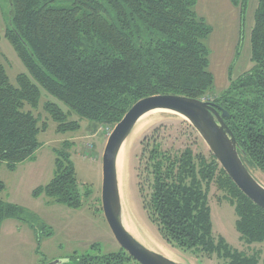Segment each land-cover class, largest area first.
I'll use <instances>...</instances> for the list:
<instances>
[{"label":"trees","instance_id":"1","mask_svg":"<svg viewBox=\"0 0 264 264\" xmlns=\"http://www.w3.org/2000/svg\"><path fill=\"white\" fill-rule=\"evenodd\" d=\"M6 1L5 35L28 72L18 74L14 85L0 63V230L6 219L28 223L40 247L42 230L34 223V213L1 197L6 189L1 166L15 170L20 162L35 160L41 147L38 136L48 127L46 122L40 126L26 105L39 108L41 88L46 90L56 101L48 100L43 107L57 122L56 131L65 133L82 126L71 114L114 127L148 96L203 99L215 84L206 43L213 27L196 11L198 0ZM230 1L244 20L249 0ZM251 49L253 68L213 101L228 111L225 122L246 165L264 173V0L255 11ZM188 126L180 145L164 143L160 128L142 142L137 185L143 208L174 248L216 255L227 264H264L257 254L247 255L214 234L209 203L213 185L235 205L236 227L247 244L264 242V209L237 187L210 150L198 148L195 129ZM55 152L54 177L35 188L33 196L81 208L91 192L81 191L67 153ZM98 245L61 264L138 263L123 248L103 253Z\"/></svg>","mask_w":264,"mask_h":264},{"label":"rangeland","instance_id":"2","mask_svg":"<svg viewBox=\"0 0 264 264\" xmlns=\"http://www.w3.org/2000/svg\"><path fill=\"white\" fill-rule=\"evenodd\" d=\"M258 3L259 0L248 1L244 20L242 18L240 20V53L232 63L235 37L233 16L236 13L238 16L239 10L231 3H229L230 6L225 4L223 0H198L196 11L205 16L207 22L213 27L206 43L210 48V70L215 76V84L213 91L203 100L213 101L214 97L231 86L232 81L253 68L251 26H254ZM8 12V1L0 0V63L6 67L12 83L17 85V75L28 71L13 44L5 35ZM41 90L40 107L33 109L28 104L25 107V110H32L39 118L40 126L44 122L48 126L38 136L41 147L36 151V159L20 162L15 170L9 169L6 164L1 166V178L6 184L1 197L34 213V223L38 229L42 230L40 247L39 236L28 223L17 219H6L0 230V264H49L54 260L68 261L73 254L81 255L91 252V247L95 243L99 244L98 249L103 253L121 251L122 247L105 219L101 200L102 157L114 127L71 114L70 119H80L81 128L65 133L57 132V122L43 107L44 102L56 101V99L43 88ZM60 105L66 111L68 110L63 104L60 103ZM139 124L142 125L141 130L133 137L132 133L136 129V124L124 147L125 187L122 193L127 222L132 234L147 247L164 255L169 254L171 259L180 264H227L216 255L208 256L194 251H182L168 244L143 208L140 197L137 184L142 165L140 158L142 142L156 128H160L159 132L164 138V143L180 145L187 138L184 134L187 128H190L188 126L190 123L180 114L154 110L145 115ZM195 132L199 141L198 148L207 153L209 151L207 144L196 129ZM56 150L67 153L74 163L81 191L85 192L89 189L91 192L84 198V205L81 208H70L59 203L48 204V198L44 195L38 198L33 196L35 188L46 185L54 177ZM251 170L264 184V173L254 168ZM209 203L214 234L223 236L233 248L247 255L257 254L262 261L264 242L247 244L241 240L240 232L236 227L235 205L215 185L211 188ZM47 230L52 234L47 235L45 232ZM124 264L139 263L132 260Z\"/></svg>","mask_w":264,"mask_h":264},{"label":"water","instance_id":"3","mask_svg":"<svg viewBox=\"0 0 264 264\" xmlns=\"http://www.w3.org/2000/svg\"><path fill=\"white\" fill-rule=\"evenodd\" d=\"M154 110L180 114L198 131L217 161L237 187L264 209V184L252 173L241 156V146L225 117L228 111L210 100L177 94H157L138 100L113 128L102 157V209L121 247L139 264H180L147 247L125 226L117 173L120 150L139 119ZM66 261L54 260L49 264Z\"/></svg>","mask_w":264,"mask_h":264},{"label":"bare ground","instance_id":"4","mask_svg":"<svg viewBox=\"0 0 264 264\" xmlns=\"http://www.w3.org/2000/svg\"><path fill=\"white\" fill-rule=\"evenodd\" d=\"M149 113H146L145 115H147ZM145 115H143L140 120H142ZM140 120H139V122H140ZM139 122L137 123V125L135 127L136 129H134L135 131H133L134 133H132L133 134V137L136 136L137 133H139V131L142 128L141 127L142 125L139 124ZM127 142H128V140L125 141V143L123 144V146H122V148L120 150L119 156H118V160H117V173H118V180H119V188H120V195H121L122 205L124 206V222H125V226L127 227V229L129 231H131L130 228H129V226H128V222H127L128 220H127V217H126L125 205H124V199H123V193H122V190L125 187V150H124V147L127 144ZM166 256L170 257L169 254H167Z\"/></svg>","mask_w":264,"mask_h":264},{"label":"crops","instance_id":"5","mask_svg":"<svg viewBox=\"0 0 264 264\" xmlns=\"http://www.w3.org/2000/svg\"><path fill=\"white\" fill-rule=\"evenodd\" d=\"M229 1L228 0H223V2L225 4H228L229 6H230L229 3H231L240 12L239 7L235 6L231 1L230 2ZM198 14L202 16V14H200L199 12H198ZM202 17L206 18L205 16H202ZM233 20H234V25H235V37H234V45H233L234 46L233 47L234 49H233V53H232V56H233L232 63H233V61H235L234 58H237V50H238L239 44L241 42V30H240L241 13L238 16H237V13H236L233 16ZM251 28H253V25L251 26ZM251 33H252V29H251ZM230 68H231V66H230Z\"/></svg>","mask_w":264,"mask_h":264}]
</instances>
